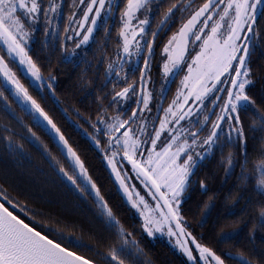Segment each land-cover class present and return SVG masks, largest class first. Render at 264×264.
Listing matches in <instances>:
<instances>
[{
  "label": "snow or ice",
  "instance_id": "6c2138e0",
  "mask_svg": "<svg viewBox=\"0 0 264 264\" xmlns=\"http://www.w3.org/2000/svg\"><path fill=\"white\" fill-rule=\"evenodd\" d=\"M64 7L65 0H0V111L27 130L24 138L42 149L69 188L92 197L106 236L94 243L65 236L37 219L42 212L0 188V264H153L137 231L166 234L186 257L182 264H264V246L240 245L245 229L250 240L254 230L264 231V94L251 91L258 72L252 53L264 40V0H73L67 15ZM41 28L44 39L36 47ZM98 40L99 63L106 67L96 108L87 115L74 106L70 112L57 94V74L61 65L87 62L83 49ZM82 79L87 87L90 81ZM52 105L86 148L72 141ZM18 135L10 123H0L8 150L23 152ZM89 150L107 165L138 226L109 203L82 156ZM217 153L228 175L240 167L238 179L249 192L239 194L245 200L240 212L247 215L236 214L239 199L230 191L224 199L233 204L205 234L207 214L192 223L184 204L193 185L208 191L196 173Z\"/></svg>",
  "mask_w": 264,
  "mask_h": 264
},
{
  "label": "trees",
  "instance_id": "16d2710c",
  "mask_svg": "<svg viewBox=\"0 0 264 264\" xmlns=\"http://www.w3.org/2000/svg\"><path fill=\"white\" fill-rule=\"evenodd\" d=\"M70 4L71 0H65V15L70 14L72 11ZM62 23H67V20L65 19ZM260 24L264 25V20H261ZM43 39L42 29H40L36 32L35 46L39 47ZM114 43L115 41H112V44ZM83 51L87 54L88 61L80 62L78 65L73 63L61 65L62 70L57 74L56 88L57 94L64 102V106L69 108L70 112L71 107L74 106L80 108L84 115H87L88 111H94L96 108L94 97L101 91L100 86L104 81L106 64L99 63L102 55L99 40L96 44L84 47ZM106 55H112L111 47H109ZM252 62L258 72L251 91L253 95L259 97L264 94V40H260L253 51ZM82 77L90 81L87 87L84 86ZM9 99L11 100L12 98L9 97ZM12 106L17 114L23 117L25 122L31 124L30 117L17 107L16 101L12 100ZM51 107L55 110L57 121L65 125L66 132L71 134L72 141L86 148V141L81 138L79 133L74 132L71 126H68L67 121L56 110L55 105ZM0 123H10L19 133L15 139L24 145L23 152L10 151L0 141V188L6 190L5 194L8 195L9 199H18L21 203H28L29 207L37 212H42L43 215L37 216V219L44 221L57 232H63L65 236L80 237L93 243L101 236H106L102 223L96 218L98 209L92 197L89 196L84 199L69 188L57 174L56 167L43 154L42 149L37 148L24 138L27 130L3 111H0ZM32 127L33 131L48 145L52 155L61 163L66 164L65 157L48 135L35 125H32ZM85 127H87V124H85ZM248 150L250 152L253 150V142L251 140L249 141ZM82 156L86 157L90 173L101 185L102 192L109 199V203L114 208L118 207V214L121 219L125 220L127 224L138 226L139 219L133 216L134 210L130 211L128 206L121 203L120 195L117 193L114 184V178L110 176L107 165L95 151L82 152ZM255 159L256 157L253 156L252 161L254 162ZM249 167L251 168V163ZM239 173L240 167L237 165L234 172L228 175L219 162L218 153L216 156L205 160L198 167L196 178H204L206 180L208 191L203 192L199 189L198 184L193 185L187 194L189 198L186 200L184 208L189 221L192 223L207 214V223L201 229L205 234H209L208 230L212 227L213 221L217 219L220 213L233 204V199H239V203L235 205L234 209L236 214L242 217L247 215V213L242 214L240 212L245 200L240 199L239 194L243 192L246 197L249 192L244 191V185L238 179ZM230 191L236 195L233 199L225 200V194ZM209 197H212V199H209ZM205 202L208 204L207 207H204ZM16 211L17 214H21L18 209ZM254 234L255 240H250L248 231L245 229L240 239V245L249 248L264 246V231L256 229ZM135 235L145 249L147 258L153 264H182L186 260V257L173 249L163 239H151L139 231ZM80 251L85 255L90 254L85 250Z\"/></svg>",
  "mask_w": 264,
  "mask_h": 264
},
{
  "label": "rangeland",
  "instance_id": "374dc122",
  "mask_svg": "<svg viewBox=\"0 0 264 264\" xmlns=\"http://www.w3.org/2000/svg\"><path fill=\"white\" fill-rule=\"evenodd\" d=\"M72 4V3H71ZM70 4V5H71ZM42 29V28H41ZM35 36H36V33L34 34V38H35ZM163 39V38H162ZM79 51V50H78ZM157 53H158V50H157ZM157 59H158V55H157ZM153 66H154V71H155V73H154V71H153V77H154V79H156L157 81L159 80V75H158V73L156 72V70H155V61H153ZM178 81H179V77H176V82L178 83ZM157 87H158V84H157ZM175 88H176V83H174L173 84V86H172V88H171V92L169 93V95H171L172 94V92H174L175 91ZM125 167H127V165H125ZM132 175L134 176L135 174L134 173H132ZM114 178V177H113ZM136 181H129V183H135ZM138 187H142V186H140L139 184L137 185ZM151 239H163V240H165L167 243H169V245L173 248V249H175L177 252H179V253H181L180 251H179V249H177L176 247H175V245H174V243H173V241L171 240V239H169L168 238V236L165 234V235H162V234H157L155 237H150ZM182 254V253H181ZM183 255V254H182Z\"/></svg>",
  "mask_w": 264,
  "mask_h": 264
},
{
  "label": "flooded vegetation",
  "instance_id": "af4514ba",
  "mask_svg": "<svg viewBox=\"0 0 264 264\" xmlns=\"http://www.w3.org/2000/svg\"><path fill=\"white\" fill-rule=\"evenodd\" d=\"M72 2H73V0H71V3H72ZM162 38H164V37H158L157 40L159 41V40L162 39ZM157 50H158V49H157ZM173 84H174V83H172V86H173ZM172 86H171V87H172Z\"/></svg>",
  "mask_w": 264,
  "mask_h": 264
},
{
  "label": "water",
  "instance_id": "95a60500",
  "mask_svg": "<svg viewBox=\"0 0 264 264\" xmlns=\"http://www.w3.org/2000/svg\"><path fill=\"white\" fill-rule=\"evenodd\" d=\"M171 86H172V84H171Z\"/></svg>",
  "mask_w": 264,
  "mask_h": 264
}]
</instances>
